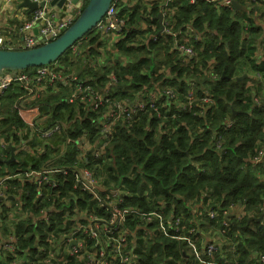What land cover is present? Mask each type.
Instances as JSON below:
<instances>
[{
  "label": "trees",
  "instance_id": "1",
  "mask_svg": "<svg viewBox=\"0 0 264 264\" xmlns=\"http://www.w3.org/2000/svg\"><path fill=\"white\" fill-rule=\"evenodd\" d=\"M87 2L82 0L81 10ZM173 5L176 10L172 30L194 20L203 34V26L207 24L204 37L197 43L191 42L199 55V61L192 63L194 66H180L178 55L176 63H170L171 57L162 53V36H158L157 42L149 39L156 33L151 28L155 22L153 7L130 13L120 9L119 18L127 17L126 25L134 31L115 42L117 54L108 64L100 63L103 43L93 31L81 40L77 54L68 49L55 63L75 72L78 81L101 93L110 75L115 74L117 84L109 90V96L117 100L128 97L133 101L135 93H140L143 87L159 92L171 87L182 102L192 90L191 108L181 110L174 101L168 103L167 99L160 98L157 112L145 109L132 122L117 121L104 152L105 160L110 161L99 163V168L108 182L124 191L126 205L146 212L160 209L165 219L182 215L186 231L189 223L198 229L219 226L224 239L230 243L235 234L240 236L236 257L228 250L230 244L225 246L226 241L222 239L223 249H227L235 264H264L260 259L257 262L251 258L253 254L264 255V224L261 221L246 224L249 217L261 215L259 208L264 200V170L258 175L260 165L252 162L264 141V107L260 106L264 104V50L262 61L255 45L261 26L256 25L251 12L227 7L216 9L204 0L193 5L177 0ZM145 25L147 29L139 28ZM137 36L142 38L141 42L136 41ZM108 54L112 56L110 51ZM161 62L167 64L164 72L170 77L160 70ZM209 64L213 66L211 71ZM32 69L23 72L29 73ZM205 77L209 81L199 85L197 82ZM66 95L62 86L58 92L45 94L40 104L44 116L50 114V122L63 120L61 110L73 116L74 107L62 101ZM204 96L211 100L209 105L201 103ZM17 97L14 90L0 97V138L24 128L21 119L10 110ZM98 117L94 114L92 119L96 121ZM89 118L90 115L76 122L74 136L85 130L97 134L96 125L90 124ZM37 163L33 168H40ZM6 167L11 170L13 164ZM87 198L83 196V200ZM83 200L78 201L81 206ZM193 208L197 209L196 213ZM236 209L241 211L239 218L233 213ZM209 210L217 211L218 217L209 219ZM138 221L137 218L129 221L131 232ZM153 226L154 223L150 228ZM33 231L29 222L17 229L24 241L18 254L32 246ZM136 237L138 264H199L191 259L189 247L179 240L154 235L143 241L140 231ZM141 246H145L144 251Z\"/></svg>",
  "mask_w": 264,
  "mask_h": 264
},
{
  "label": "built area",
  "instance_id": "2",
  "mask_svg": "<svg viewBox=\"0 0 264 264\" xmlns=\"http://www.w3.org/2000/svg\"><path fill=\"white\" fill-rule=\"evenodd\" d=\"M22 1L0 0V14L3 9L11 14V28L0 27V49L26 50L47 44L64 33L82 12L81 5L77 7L69 0H64L61 6L57 5V1L52 4L53 0H28L36 4V8L28 12L27 6H21ZM175 1L111 0L104 16L92 30L103 43L101 65L108 64L117 54L115 42L122 40L129 31H134L132 26L126 25L127 17L119 18L120 9L130 13L135 9L153 7L155 22L151 28L156 33H152L153 38L149 39L157 42L158 36H162V53L171 57L170 63L175 64L178 55L180 66H194L192 63L199 61V55L191 42L197 43L204 37L205 31H208L207 24L203 26V34L194 20L172 30ZM198 1L186 0L191 5ZM204 1L216 9H233L232 2L237 1L245 11H236L251 12L256 25L261 26L255 45L263 61L264 0ZM159 14L160 21L156 18ZM139 28L147 29V26ZM136 41L141 42L142 38L137 36ZM80 43L72 47L74 54L80 50ZM198 50L201 51L202 47ZM109 51L112 56H109ZM166 65L161 62L160 70L170 77L168 72H164ZM208 66L211 71L212 64ZM56 84L57 92L60 86L67 91L62 101L72 105L74 113L69 117V113L61 110L63 120L50 122V114L44 116L40 103L47 89ZM116 84V75L112 73L104 93H101L78 81L75 72L67 71L55 62L35 67L29 73L3 71L0 97L9 90L17 93L10 110L21 119L24 128L8 133L7 138H0V264H138L139 257L135 252L138 231L143 241L161 235L185 243L191 259L199 264H235L220 243L200 240L197 225L192 227L193 224L189 223L186 231L182 215L165 219L160 209L146 212L126 205L124 191L108 182L107 176L100 170L99 163L110 161L105 160L104 152L117 121L132 122L145 109L157 112L160 98L167 99L168 103L174 101L181 110L191 108L194 101L192 90L180 102L171 87H165L160 92L143 87L140 93H135L133 101L128 97L117 100L109 96V90ZM200 101L205 105L211 102L207 96ZM94 114L99 115L96 121L92 119ZM89 115L90 124L96 125L97 134L92 135L85 130L74 136L76 122L86 120ZM8 145L14 149V160L6 164L11 155ZM37 161L38 169L33 168ZM252 162L253 165H260L258 175H261L264 170V141L252 157ZM9 164H13L11 170H7ZM67 184L70 186L66 187ZM84 195L88 196L85 200ZM80 200H83V206L78 203ZM259 212L264 224V200ZM218 215L215 210L208 211L211 220ZM135 218L139 221L131 232L129 221ZM28 222L34 229L30 243L32 249L23 248L18 254L17 250L24 245V241L17 229ZM22 237L25 238L26 234ZM144 248L141 246L142 251ZM251 258L257 262L258 259L264 261V255Z\"/></svg>",
  "mask_w": 264,
  "mask_h": 264
},
{
  "label": "water",
  "instance_id": "3",
  "mask_svg": "<svg viewBox=\"0 0 264 264\" xmlns=\"http://www.w3.org/2000/svg\"><path fill=\"white\" fill-rule=\"evenodd\" d=\"M57 1V5L61 6L64 0H53V4ZM75 6L81 5V0H69ZM111 0H88L86 6L83 8L82 12L75 20V22L57 39L37 47L26 49V50H3L0 49V76L3 71H16L21 73L25 69L35 68L40 66L50 65L56 62L68 49H72L74 45L83 40L85 36L92 32L95 25L102 19L106 10L110 5ZM41 4L40 6H42ZM21 6H27L28 12H31L36 8V4L29 3L28 0H23ZM232 7L235 10L245 11V8L237 3V1L232 2ZM157 20L160 21V14L157 15ZM36 33V30H34ZM244 76L239 77L241 80ZM206 81H209L207 77L198 81L199 85H202ZM264 107V104L260 105ZM234 119V113L232 114L230 120ZM10 150V158L6 161V164L14 160L13 157V147L7 146ZM12 199V197H9ZM259 223L261 221L260 217L254 218L249 217L246 224L249 222Z\"/></svg>",
  "mask_w": 264,
  "mask_h": 264
},
{
  "label": "crops",
  "instance_id": "4",
  "mask_svg": "<svg viewBox=\"0 0 264 264\" xmlns=\"http://www.w3.org/2000/svg\"><path fill=\"white\" fill-rule=\"evenodd\" d=\"M10 18H11L10 12L7 9H3L1 11V14H0V27H7V26H9L11 28ZM56 85L51 90H48L47 89V91L45 92V94H48L50 92L57 91ZM41 111H42V109H41ZM193 212L196 213L197 212V209L196 208H193ZM230 214L233 215L232 213H230ZM230 214H228V217L230 216ZM240 214H241V211L239 210V214L238 215L234 214V215L239 218L240 217ZM212 229L213 230H211V231H213V233H211V231H205V230H202L201 228H199L198 230H199V238H200V240L201 241H204V242H207V241H216V242H218V243L221 244L222 250H224L227 253V249H223V243H222V239L224 241H226V240L224 239V236H223V234H222L219 226H217L216 230H214L213 227H212ZM228 244H230V242H227L226 241L225 246H227ZM252 257H256V255L253 254Z\"/></svg>",
  "mask_w": 264,
  "mask_h": 264
},
{
  "label": "rangeland",
  "instance_id": "5",
  "mask_svg": "<svg viewBox=\"0 0 264 264\" xmlns=\"http://www.w3.org/2000/svg\"><path fill=\"white\" fill-rule=\"evenodd\" d=\"M81 4H82V2H81ZM262 93H264V91H263ZM259 96L262 98L261 95H259ZM234 214L238 215V214H239V209H236V210L234 211ZM216 228H217V226L214 227V230H216ZM201 229H202V230H205V231H211V230H213L211 227H201ZM211 233H213V231H211ZM215 236H216V235H215ZM239 237H240V236H237V234H235L234 239L232 240V242H231L230 245L228 246V250H229V252L232 253V256L234 255V257H236V255H237V253H236V251H237L236 246H237V241L240 240Z\"/></svg>",
  "mask_w": 264,
  "mask_h": 264
}]
</instances>
